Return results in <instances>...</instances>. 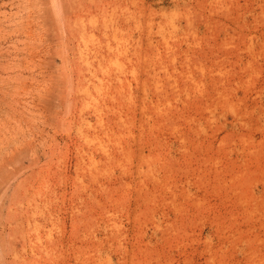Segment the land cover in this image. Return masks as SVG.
<instances>
[{"label": "rangeland", "instance_id": "1", "mask_svg": "<svg viewBox=\"0 0 264 264\" xmlns=\"http://www.w3.org/2000/svg\"><path fill=\"white\" fill-rule=\"evenodd\" d=\"M114 1L0 0V264H264V0Z\"/></svg>", "mask_w": 264, "mask_h": 264}, {"label": "bare ground", "instance_id": "2", "mask_svg": "<svg viewBox=\"0 0 264 264\" xmlns=\"http://www.w3.org/2000/svg\"><path fill=\"white\" fill-rule=\"evenodd\" d=\"M111 1V0H110ZM116 1V0H115ZM114 1V2H115ZM118 1V0H117ZM133 1V0H132ZM109 3V2H108ZM116 3V2H115ZM118 3H119V1H118ZM114 5V4H113ZM137 5V4H136ZM123 6V5H122ZM114 8H115V5L113 6ZM100 8V7H99ZM145 8V7H144ZM120 9V8H119ZM128 9V8H127ZM81 10V9H80ZM123 10V9H122ZM86 11V10H85ZM84 12V11H83ZM114 12H115V10H114ZM101 13H103V12H101ZM98 14V13H97ZM121 14V13H120ZM137 15V14H136ZM150 15V14H149ZM89 16V15H88ZM118 16V15H117ZM77 17H79L80 18V16L78 15ZM121 17H123L122 15H121ZM69 18V17H68ZM88 18V17H87ZM100 18V17H99ZM194 18V17H193ZM75 19V18H74ZM101 19V18H100ZM68 20V19H67ZM102 20V19H101ZM106 20V19H105ZM109 20V19H108ZM79 21V20H78ZM85 21V20H84ZM162 21V20H161ZM75 22V21H74ZM73 22V23H74ZM80 22V21H79ZM192 23V22H191ZM100 24V23H99ZM153 24V23H152ZM89 25V24H88ZM80 26V25H79ZM96 26V25H95ZM156 26V25H155ZM76 27V26H75ZM74 27V28H75ZM107 27V26H106ZM73 28V27H72ZM89 28V27H88ZM92 28V27H91ZM95 28V27H94ZM126 28H127V26H126ZM77 30V29H76ZM95 30H97V29H95ZM103 30V29H102ZM105 30V29H104ZM125 30V29H124ZM141 31V30H140ZM70 32V31H69ZM86 32V31H85ZM106 32V31H105ZM119 32V31H118ZM87 34V33H86ZM106 34V33H105ZM82 36H83V34H81ZM80 35V36H81ZM120 35V34H119ZM123 35V34H122ZM121 35V36H122ZM87 36V35H86ZM84 37V36H83ZM173 37V36H172ZM74 38H76V37H73V39ZM78 38V37H77ZM77 40V39H76ZM75 40V41H76ZM94 40V39H93ZM128 40V39H127ZM83 41H85V40H83ZM115 41V40H114ZM72 42V41H71ZM80 42V41H79ZM91 42H93V41H91ZM96 42V41H95ZM103 42V41H102ZM164 42V41H163ZM162 42V43H163ZM174 42V41H173ZM116 43V42H115ZM119 43V42H118ZM121 43V42H120ZM132 43V42H131ZM162 43H161V45H162ZM79 44V43H78ZM94 44V43H93ZM98 44V43H97ZM108 44V43H107ZM151 44H152V42H151ZM150 44V45H151ZM96 45V44H95ZM131 45V44H130ZM149 45V46H150ZM178 45V44H177ZM163 46V45H162ZM108 47V46H107ZM114 47V46H113ZM108 48H111V47H108ZM158 48V47H157ZM164 48V47H163ZM82 49H84V48H82ZM98 49H100V47L98 48ZM124 49V48H123ZM178 49V48H177ZM187 49V48H186ZM80 50V49H79ZM101 50V49H100ZM107 50V49H106ZM137 50V49H136ZM189 50H190V48H189ZM75 51V50H74ZM73 51V52H74ZM164 51V50H163ZM168 51V50H167ZM81 52V51H80ZM99 52H101V51H99ZM107 53H109L110 52V49H109V51H106ZM115 52V51H114ZM114 52H112V53H114ZM151 52V51H150ZM82 54L84 53V52H81ZM98 53V52H97ZM102 53V52H101ZM100 53V54H101ZM166 53V52H165ZM254 53V52H253ZM73 54V53H72ZM99 54V53H98ZM99 54V55H100ZM103 54V53H102ZM143 54V53H142ZM153 54V53H152ZM155 54V53H154ZM74 55V54H73ZM80 55V54H79ZM78 54H77V56H79ZM85 55V54H84ZM120 55V54H119ZM148 55V54H147ZM159 55V54H158ZM103 56H105V55H103ZM109 56V55H108ZM124 56V55H123ZM136 56V55H135ZM82 57H83V55H82ZM98 57V59H99V56H97ZM107 57V56H106ZM111 57V56H110ZM109 57V58H110ZM141 57V56H140ZM79 58V57H78ZM108 58V57H107ZM158 58V57H157ZM74 59V58H73ZM76 59V58H75ZM84 59V58H83ZM82 59V60H83ZM101 59H103V58H101ZM141 59V58H140ZM151 59V58H150ZM88 60V59H87ZM112 60V59H111ZM147 60V59H146ZM74 61V60H73ZM100 61V60H99ZM104 61V60H103ZM102 61V62H103ZM185 61V60H184ZM76 62V61H75ZM74 62V63H75ZM85 62H87V61H85ZM89 62V61H88ZM140 62V61H139ZM145 62V61H144ZM91 63V62H90ZM100 63V62H99ZM104 63V62H103ZM162 63V62H161ZM84 64V63H83ZM157 64V63H156ZM77 65V64H76ZM81 65V64H80ZM86 65H87V63H86ZM90 65V64H89ZM88 65V66H89ZM179 65V64H178ZM85 66V64L81 67V68H83ZM88 66H86V67H88ZM91 66V65H90ZM89 66V67H90ZM162 66V65H161ZM182 66V65H181ZM78 67V66H77ZM76 67V68H77ZM85 67V68H86ZM75 68V69H76ZM91 68V67H90ZM100 68V67H99ZM98 68V69H99ZM143 68V67H142ZM145 68V67H144ZM157 68V67H156ZM172 68V67H171ZM192 68V67H191ZM79 69V68H78ZM88 69V68H87ZM101 69H102V67H101ZM159 69V68H158ZM82 70V69H81ZM111 71H113V69H110ZM154 70V69H153ZM163 70V69H162ZM89 71V70H88ZM92 71V70H91ZM99 71H100V69H99ZM124 71V70H123ZM90 72V71H89ZM107 72H108V70H107ZM114 72H115V70H114ZM119 72V71H118ZM162 72V71H161ZM80 73H82V72H80ZM102 73H103V71H102ZM106 73V72H105ZM146 73V72H145ZM155 73V72H154ZM164 73V72H163ZM76 74V73H75ZM78 74V73H77ZM149 74V73H148ZM165 74V73H164ZM183 74V73H182ZM82 75V74H81ZM89 75V74H88ZM153 75V74H152ZM84 76V75H83ZM106 76V75H105ZM186 76V75H185ZM77 77V76H76ZM84 77H86V75L84 76ZM90 77V76H89ZM92 77V76H91ZM189 77V76H188ZM81 78V77H80ZM172 78H173V76H172ZM214 78H216V77H214ZM82 79H84V78H82ZM88 79V78H87ZM91 79V78H90ZM90 79H88L89 81H90ZM218 79V78H217ZM77 80V79H76ZM175 80V79H174ZM181 80V79H180ZM113 81V80H112ZM121 81V80H120ZM77 82V81H76ZM78 82H79V80H78ZM88 82V81H87ZM103 82V81H102ZM139 82V81H138ZM145 82V81H144ZM148 82V81H147ZM83 83H85V81H83L82 82V84ZM96 83V82H95ZM101 83V82H100ZM126 83H127V81H126ZM160 84V83H159ZM162 84V83H161ZM169 84V83H168ZM193 84V83H192ZM78 85V84H77ZM99 85V84H98ZM121 85V84H120ZM126 85V84H125ZM149 85H151V84H149ZM188 85V84H187ZM215 85V84H214ZM162 86V85H161ZM171 86V85H170ZM227 86V85H226ZM108 87V86H107ZM154 87V86H153ZM155 87H156V85H155ZM157 87H158V85H157ZM171 87H173V86H171ZM183 87V86H182ZM80 88V87H79ZM78 88V89H79ZM87 88V87H86ZM100 88V87H99ZM175 88V87H174ZM192 88H194V87H192ZM215 88V87H214ZM77 89V90H78ZM81 89H82V87H81ZM93 89V88H92ZM80 90V89H79ZM121 90V89H120ZM119 90V91H120ZM124 90V89H123ZM127 90V89H126ZM125 90V91H126ZM161 90V89H160ZM173 90V89H172ZM85 91V90H84ZM107 91V90H106ZM109 91H111V90H109ZM166 91V90H165ZM169 91V90H168ZM231 91V90H230ZM80 92V91H79ZM96 92V91H95ZM114 92V91H113ZM155 92V91H154ZM206 92V91H205ZM83 93V92H82ZM112 93V92H111ZM116 93V92H115ZM161 93H162V91H161ZM167 93V92H166ZM174 93H175V91H174ZM89 94H91V93H89ZM93 94V93H92ZM97 94V93H96ZM120 94V93H119ZM151 94V93H150ZM164 94V93H163ZM81 95V94H80ZM84 95V94H83ZM83 95H82V97L81 98H83ZM109 95V94H108ZM122 95V94H121ZM155 95H158V94H155ZM209 95V94H208ZM109 96H111V95H109ZM160 96V95H159ZM196 96V95H195ZM89 97V96H88ZM102 97V96H101ZM113 97V96H112ZM231 97V96H230ZM100 98V97H99ZM114 98V97H113ZM195 98V97H194ZM199 98V97H198ZM217 98V97H216ZM87 99V98H86ZM89 99V98H88ZM114 99H116V98H114ZM142 99V98H141ZM231 99V98H230ZM102 100V99H101ZM145 100V99H144ZM227 100V99H226ZM91 101V100H90ZM132 101V100H131ZM212 101V100H211ZM144 102V101H143ZM160 102V101H159ZM218 102H219V100H218ZM97 103V102H96ZM99 103V102H98ZM124 103V102H123ZM133 103V102H132ZM153 103V102H152ZM163 103V102H162ZM221 103V102H220ZM223 103V102H222ZM144 105V104H143ZM153 105V104H152ZM210 105V104H209ZM207 106V105H206ZM187 107V106H186ZM155 109V108H154ZM161 109H162V107H161ZM114 110V109H113ZM153 110V109H152ZM164 111V110H163ZM172 111V110H171ZM158 112H162V110L161 111H158L157 110V113ZM196 112V111H195ZM178 115V114H177ZM182 115V114H181ZM175 117V116H174ZM178 117V116H177ZM190 117V116H189ZM117 119V118H116ZM202 119V118H201ZM103 120V119H102ZM115 120V119H114ZM156 120V119H155ZM204 120V119H203ZM207 120V119H206ZM116 121V120H115ZM168 121V120H167ZM170 121V120H169ZM168 121V122H169ZM139 122V121H138ZM154 122V121H153ZM103 123V122H102ZM145 123H146V121H145ZM157 123V122H156ZM171 123V122H170ZM175 123H176V121H175ZM179 123V122H178ZM121 124V123H120ZM149 125V124H148ZM160 125H162V124H160ZM139 126H140V124H139ZM159 126V125H158ZM167 126V125H166ZM188 126H189V124H188ZM122 127V126H121ZM148 127V126H147ZM137 128V127H136ZM142 128V127H141ZM148 129V128H147ZM88 130V129H87ZM100 130H102V129H100ZM143 130V129H142ZM193 130V129H192ZM146 131V130H145ZM89 132V131H88ZM144 132V131H143ZM187 132V131H186ZM193 132H195V131H193ZM193 132H192V134H193ZM101 133V132H100ZM109 133V132H108ZM152 133V132H151ZM149 134V133H148ZM142 136V135H141ZM138 139V138H137ZM175 139V138H174ZM223 139V138H222ZM132 140H133V138H132ZM198 141V140H197ZM210 142V141H209ZM119 143V142H118ZM202 143V142H201ZM206 143V142H205ZM196 144V143H195ZM200 145V144H199ZM93 146V145H92ZM211 147V146H210ZM100 148V147H99ZM113 150V149H112ZM228 151V150H227ZM261 151V150H260ZM91 152V151H90ZM112 152V151H111ZM114 152V151H113ZM114 154V153H113ZM128 154V153H127ZM151 155V154H150ZM264 155V154H263ZM262 155V156H263ZM151 158V157H150ZM113 159V158H112ZM232 160H234V158L232 159ZM263 160H264V156H263ZM112 161V160H111ZM116 161V160H115ZM113 162V161H112ZM108 164V163H107ZM105 169V168H104ZM214 169V168H213ZM101 170V169H100ZM200 171V170H199ZM255 171V170H254ZM221 174V173H220ZM238 174V173H237ZM91 175V174H90ZM236 175V174H235ZM92 176V175H91ZM151 176V175H150ZM186 176V175H185ZM148 177V176H147ZM230 177H232V176H230ZM95 178V177H94ZM161 178V177H160ZM155 179V178H154ZM246 179V178H245ZM148 180V179H147ZM150 180V179H149ZM148 180V181H149ZM156 180V179H155ZM154 181V180H153ZM193 181V180H192ZM199 181V180H198ZM232 181H233V179H232ZM263 181V180H262ZM152 182V181H151ZM202 183V182H201ZM162 184V183H161ZM240 184V183H239ZM98 185V184H97ZM220 185V184H219ZM224 185H226V184H224ZM228 185V184H227ZM233 185V184H232ZM263 185H264V183H263ZM238 186V185H237ZM198 187V186H197ZM220 187H222V186H220ZM264 187V186H263ZM152 188V187H151ZM224 188H225V186H224ZM232 188H235V187H232ZM101 189V188H100ZM205 190H206V188H205ZM226 190V189H225ZM229 190V189H228ZM186 191V190H185ZM204 191V190H203ZM230 191V190H229ZM104 192H105V190H104ZM213 192V191H212ZM211 192V193H212ZM223 192H226V191H223ZM237 192V191H236ZM218 193V192H217ZM245 193V192H244ZM239 194V193H238ZM241 194V193H240ZM109 195H110V193H109ZM166 195V194H165ZM187 195V194H186ZM228 195H230V194H228ZM189 196V195H188ZM201 196V195H200ZM192 197V196H191ZM227 198H228V196H226ZM250 197V196H249ZM93 198V197H92ZM184 198V197H183ZM203 198V197H202ZM224 198V197H223ZM242 198V197H241ZM172 199H173V197H172ZM171 199V200H172ZM187 199V198H186ZM225 199V198H224ZM262 199V198H261ZM263 199H264V197H263ZM222 200V199H221ZM235 200V199H234ZM115 201V200H114ZM177 201V200H176ZM223 201V200H222ZM245 201V200H244ZM109 202V201H108ZM238 202V201H237ZM236 202V203H237ZM114 203V202H113ZM153 203V202H152ZM199 204V203H198ZM208 204V203H207ZM192 205V204H191ZM201 205V204H200ZM264 205V204H263ZM178 206V205H177ZM250 207V206H249ZM255 207H258V206H256L255 205ZM112 208V207H111ZM198 208V207H197ZM244 208V207H243ZM102 209V208H101ZM155 209V208H154ZM150 210H151V208H150ZM158 210V209H157ZM156 210V211H157ZM191 210V209H190ZM205 210V209H204ZM103 211V210H102ZM195 211H197V210H195ZM262 211H263V209H262ZM181 212H182V210H181ZM199 212V211H198ZM154 213H155V211H154ZM176 213H178V212H176ZM220 214V213H219ZM106 216V215H105ZM220 216V215H219ZM222 216V215H221ZM212 217V216H211ZM210 217V218H211ZM227 217V216H226ZM107 218V217H106ZM200 218V217H199ZM216 218V217H215ZM217 218H219V217H217ZM188 219V218H187ZM224 220V219H223ZM213 221V220H212ZM104 222V221H103ZM114 222V221H113ZM151 222V221H150ZM216 222H217V220H216ZM233 223V222H232ZM187 224V223H186ZM227 225V224H226ZM229 225V224H228ZM233 225V224H232ZM112 226V225H111ZM217 227V226H216ZM222 229V228H221ZM216 230V229H215ZM120 231V230H119ZM237 231V230H236ZM162 232V231H161ZM215 232V231H214ZM223 232V231H222ZM114 233V232H113ZM119 233V232H118ZM216 233V232H215ZM242 233V232H241ZM112 234V233H111ZM221 235V234H220ZM229 235V234H228ZM236 235V234H235ZM238 235V234H237ZM113 236V235H112ZM123 237V236H122ZM226 237V236H225ZM234 237H236V236H234ZM141 238V237H140ZM82 239V238H81ZM101 239V238H100ZM252 239V238H251ZM86 240V239H85ZM124 240V239H123ZM232 240L230 239V242H231ZM234 241V240H233ZM246 241V239L244 240V242ZM258 241H260V239L258 240ZM232 243V242H231ZM103 244V243H102ZM145 244V243H144ZM148 244V243H147ZM210 244V243H209ZM80 246V245H79ZM89 246V245H88ZM109 246V245H108ZM43 247V246H42ZM99 247V246H98ZM116 247V246H115ZM208 247V246H207ZM40 248V247H39ZM84 248V247H83ZM90 248V247H89ZM102 248V247H101ZM118 249L120 248V247H117ZM208 248H212V247H208ZM214 248V247H213ZM54 249V248H53ZM87 249V248H86ZM121 249V248H120ZM125 249H126V247H125ZM138 249H139V247H138ZM42 250V249H41ZM124 250V249H123ZM144 250V249H143ZM57 251H59L58 249H57ZM118 251V250H117ZM49 252V251H48ZM81 252V251H80ZM83 252V251H82ZM121 252V251H120ZM127 252H129V251H127ZM133 252V251H132ZM54 253V252H53ZM78 253V252H77ZM147 253V252H146ZM48 255H49V253H47ZM83 254V253H82ZM86 254V253H85ZM132 254V253H131ZM258 254V253H257ZM52 255V254H51ZM88 255V254H87ZM142 255V254H141ZM211 255V254H210ZM35 256V255H34ZM47 256V255H46ZM125 256V255H124ZM129 256H131V255H129ZM134 257V256H133ZM246 257V256H245ZM64 258H66V257H64ZM84 258V257H83ZM94 258V257H93ZM124 258V257H123ZM116 259H117V257H116ZM132 259V258H131ZM47 260V259H46ZM77 260V259H76ZM123 260V259H122ZM258 260V259H257ZM79 261V260H78ZM84 261V260H83ZM147 261V260H146ZM65 262V261H64ZM29 263V262H28ZM56 263V262H55ZM84 263V262H83ZM94 263H97V262H94ZM121 263V262H120ZM258 263V262H257ZM36 264V263H35Z\"/></svg>", "mask_w": 264, "mask_h": 264}]
</instances>
